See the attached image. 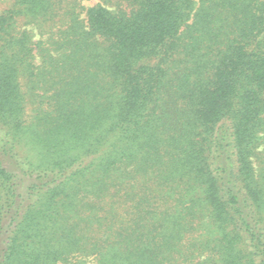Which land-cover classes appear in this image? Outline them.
Instances as JSON below:
<instances>
[{
  "label": "trees",
  "instance_id": "1",
  "mask_svg": "<svg viewBox=\"0 0 264 264\" xmlns=\"http://www.w3.org/2000/svg\"><path fill=\"white\" fill-rule=\"evenodd\" d=\"M0 1V264H264V0Z\"/></svg>",
  "mask_w": 264,
  "mask_h": 264
},
{
  "label": "rangeland",
  "instance_id": "2",
  "mask_svg": "<svg viewBox=\"0 0 264 264\" xmlns=\"http://www.w3.org/2000/svg\"><path fill=\"white\" fill-rule=\"evenodd\" d=\"M98 2V0H81L80 3L81 5L84 6V9H83V12H82V16L84 15V12H85V9L90 7V6H93L94 4H96ZM5 6L4 2L3 1H0V10ZM28 29H32V33L34 35V38H37V33H36V29L32 28V26L28 25L26 26Z\"/></svg>",
  "mask_w": 264,
  "mask_h": 264
}]
</instances>
